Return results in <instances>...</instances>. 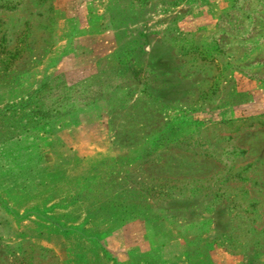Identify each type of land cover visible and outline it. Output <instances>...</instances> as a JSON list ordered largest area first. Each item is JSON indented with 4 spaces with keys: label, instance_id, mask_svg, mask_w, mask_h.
Instances as JSON below:
<instances>
[{
    "label": "rangeland",
    "instance_id": "1",
    "mask_svg": "<svg viewBox=\"0 0 264 264\" xmlns=\"http://www.w3.org/2000/svg\"><path fill=\"white\" fill-rule=\"evenodd\" d=\"M81 8L116 29L85 60ZM0 76V264H29L22 242L58 264H163L148 239L174 224L190 264L215 246L264 264V0H0ZM99 95L98 118L74 115ZM104 194L130 214L88 217Z\"/></svg>",
    "mask_w": 264,
    "mask_h": 264
},
{
    "label": "crops",
    "instance_id": "2",
    "mask_svg": "<svg viewBox=\"0 0 264 264\" xmlns=\"http://www.w3.org/2000/svg\"><path fill=\"white\" fill-rule=\"evenodd\" d=\"M100 15L101 12H99V10L86 11L84 8L78 10V17L75 19L78 33L75 36L76 41L74 42L77 47L74 49V51H76L78 59L80 60H85L94 56L95 43L100 41H109L115 38L116 29L110 20L104 19L102 15ZM60 31H63V29L60 28L59 32ZM107 109V102L102 99L79 109L74 115H83L86 117V115L89 114L92 115L93 118H98L99 114L97 111L100 110L101 114V112L106 111ZM0 219V227H12L11 222L6 218ZM137 227L140 228L142 238H145V223H138ZM27 235L28 234H26V232L17 230L11 232V236L15 238L25 237ZM109 237L110 241L107 245V249L110 251V253L116 254L120 251L129 249L125 243V230L123 226L114 227ZM201 238L203 239L202 235ZM148 240L150 244L159 247L160 257L163 264H190L189 253L184 248V233L178 225H172L171 235L168 240L162 241L160 237L159 242L158 238L155 236L152 238L150 237ZM212 249L210 250V253L215 264H241L235 256L229 255L227 253L225 255L223 253L225 251L221 246H215L214 249Z\"/></svg>",
    "mask_w": 264,
    "mask_h": 264
},
{
    "label": "trees",
    "instance_id": "3",
    "mask_svg": "<svg viewBox=\"0 0 264 264\" xmlns=\"http://www.w3.org/2000/svg\"><path fill=\"white\" fill-rule=\"evenodd\" d=\"M217 59L216 58H212V59H209L208 56H205L203 58V63L202 64V69H207V68H212V67H216L218 68V64H217ZM175 70L176 72H179L181 73L182 75L184 74V76L186 77H192L193 74L190 72V71H183V69L181 68V66H175ZM2 80V76H0V82ZM119 86V84H116L115 87ZM101 97H103V95H99L97 96L96 98H92L91 99V102H95L99 99H101ZM70 110V109H67V111ZM107 162V161H106ZM100 164H103V162H100ZM96 169V166L92 168V170H95ZM109 182V180H108ZM109 188V187H108ZM110 196V194H104L99 200H96L95 202H89L85 208L88 209L87 211V216L88 217H92V216H96L97 214H101L104 212L105 216L103 218V220L105 221H113L112 218L110 217H118V219L120 217H122L123 215L125 214H130L129 210H127V206H125L124 204H114L112 202V199H108V197ZM114 199V197H113ZM80 200V195H76L75 197V201L74 202H77ZM114 215V216H113ZM75 219L77 217H74ZM72 228H76V229H79L78 226H70ZM114 229V228H113ZM80 230H83V229H80ZM111 231V229L109 230ZM18 250L16 251V253H18V255H20V263L24 262L25 260H27L26 256L29 254V261L28 263L30 264L32 262V260L35 259V257H39L41 259H48L47 261V264H58L59 263V259H58V256L52 252L51 250H48L42 246H38V245H35V244H30L28 246L25 245V242L21 243L19 246H18ZM30 248V253L27 252V249ZM34 251H37L34 255L32 254ZM27 254V255H26ZM13 258H15L16 260V257H15V254L13 256Z\"/></svg>",
    "mask_w": 264,
    "mask_h": 264
}]
</instances>
